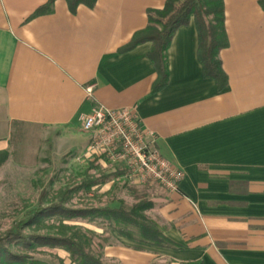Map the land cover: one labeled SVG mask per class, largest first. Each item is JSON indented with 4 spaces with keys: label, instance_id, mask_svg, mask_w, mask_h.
<instances>
[{
    "label": "crops",
    "instance_id": "obj_1",
    "mask_svg": "<svg viewBox=\"0 0 264 264\" xmlns=\"http://www.w3.org/2000/svg\"><path fill=\"white\" fill-rule=\"evenodd\" d=\"M259 1L222 0L228 40L219 53L228 79L222 92L202 76L191 21L175 32L166 53L168 85L152 95L157 75L147 58L151 44L120 50L146 28L147 11L162 9L166 0H96L92 9L80 6L75 14L57 0L50 14L35 18L48 0H0V152L8 154L0 170L11 162L13 139L23 129L61 156L81 153L88 144L81 114L95 105L130 109L153 136L151 147L183 172V180L175 193L154 183H128L131 187L117 197L113 184L127 181L122 174L112 176L90 188V207L148 201L152 208L146 216L180 249L148 246L114 231L104 234L93 222L90 235L107 239L103 263L264 264V11ZM59 256L71 264L67 253Z\"/></svg>",
    "mask_w": 264,
    "mask_h": 264
},
{
    "label": "trees",
    "instance_id": "obj_2",
    "mask_svg": "<svg viewBox=\"0 0 264 264\" xmlns=\"http://www.w3.org/2000/svg\"><path fill=\"white\" fill-rule=\"evenodd\" d=\"M57 0L48 2L36 10L31 18L47 15L52 12V6ZM66 3L71 14L78 7L92 9L96 0H62ZM264 11V0L259 1ZM146 28L132 37L130 42L120 52H128L137 46L150 43L151 49L147 58L155 69L157 78L151 88L154 95L168 85V69L166 53L175 32L187 26L191 21L197 33V60L202 69L204 79L214 81L217 90L222 92L228 84L219 59V53L228 47L224 27V6L222 0H166L160 10H148ZM8 159L6 152H0V167ZM112 174L95 180H90L87 187L106 183ZM152 208L148 201H135L127 206L121 204L118 208H86L72 210L62 203L51 204L46 208L39 207L28 215L27 221L14 225L3 239H0V264H28L27 252L35 248L62 250L69 256L71 264H104L101 251L106 244V238H96L98 243L92 246L93 237L83 235L81 242L61 236L24 235L23 230L42 217L57 216L66 221L96 222L104 230V234L114 231L119 235L157 248L179 250L180 247L168 240L146 216ZM36 264V263H31Z\"/></svg>",
    "mask_w": 264,
    "mask_h": 264
},
{
    "label": "rangeland",
    "instance_id": "obj_3",
    "mask_svg": "<svg viewBox=\"0 0 264 264\" xmlns=\"http://www.w3.org/2000/svg\"><path fill=\"white\" fill-rule=\"evenodd\" d=\"M26 131L23 129V133L16 134V139H13L12 160L0 170V239L14 225L26 222L28 215L39 207L62 203L72 210L90 208V200L94 198H90V187H87L90 180L102 177L108 171L124 176L126 173L121 167L108 164L105 158L102 160L107 164L106 168H101L97 163L100 159H85L83 154L86 148L81 153L74 151L61 156L53 147L44 145L39 135L32 137ZM128 183L124 180L115 182L114 195L122 197L124 189L131 187L127 186ZM125 200L128 205L131 203L129 199ZM23 234L61 236L81 242L83 235H90V223L66 221L57 216L42 217L37 223L25 228ZM92 237L95 249L98 241L96 237ZM60 252L64 251L31 249L26 254L28 264H67L60 258Z\"/></svg>",
    "mask_w": 264,
    "mask_h": 264
},
{
    "label": "built area",
    "instance_id": "obj_4",
    "mask_svg": "<svg viewBox=\"0 0 264 264\" xmlns=\"http://www.w3.org/2000/svg\"><path fill=\"white\" fill-rule=\"evenodd\" d=\"M91 93L92 87L86 88L88 97ZM78 121L81 131L88 136L85 159L105 158L108 164L126 172L125 179L130 184L154 183L167 192L178 191L183 172L151 147L153 136L142 130L132 110H109L95 105L89 113L81 114Z\"/></svg>",
    "mask_w": 264,
    "mask_h": 264
}]
</instances>
